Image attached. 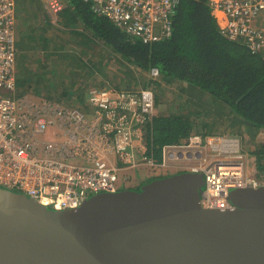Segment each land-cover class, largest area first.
<instances>
[{"label":"built area","instance_id":"1","mask_svg":"<svg viewBox=\"0 0 264 264\" xmlns=\"http://www.w3.org/2000/svg\"><path fill=\"white\" fill-rule=\"evenodd\" d=\"M125 33L156 41L171 34L179 0H84ZM70 0H45L56 22ZM222 34L264 58V0H210ZM17 0H0V184L56 208H74L90 195L117 191L122 170L175 167L205 177L201 202L233 207L231 188L258 186L245 172L240 141L193 133L148 154L144 123L156 115L149 87H91L89 110L28 94L17 96ZM159 78L157 68L149 72ZM50 133L51 138L44 134ZM237 141V146H236ZM211 146L209 156L204 150ZM215 146V147H214ZM121 163V166L119 165ZM126 179V178H125Z\"/></svg>","mask_w":264,"mask_h":264},{"label":"trees","instance_id":"2","mask_svg":"<svg viewBox=\"0 0 264 264\" xmlns=\"http://www.w3.org/2000/svg\"><path fill=\"white\" fill-rule=\"evenodd\" d=\"M29 17L30 12L26 21ZM47 24L50 25V21ZM58 24V38L68 34L67 39L75 42L73 47L68 48L61 42L52 45L45 28L37 34L36 28L28 26L26 29L24 24L21 32H27V39H20L17 45L20 51H34L32 60L36 58L39 63L32 70L35 79H42L44 67H59L62 60L68 65L72 62L73 68L64 70L68 75L71 73V81L66 76L65 83H57L53 88L47 85L42 89L43 94L48 93L46 99L89 110L81 91L84 87L78 82L84 80L87 86L89 80L99 75L108 76L105 71L113 56L127 74L132 67L141 74L153 68L159 70V78L146 79L141 75L139 81L141 87L155 91L156 106L163 101L161 95L167 86L178 85L176 94L182 99L180 109L157 112L146 119L143 126L148 154L157 160L161 158L163 145L187 140L193 133L214 135L231 130L230 133L244 135L243 126L264 130V58L222 34L210 0H179L172 17L171 34L151 42L125 33L84 0H70ZM79 70L81 77H78ZM25 72L24 78H17L16 85L25 83ZM41 82L46 81H38L37 87ZM129 83L108 86L132 91L139 88ZM98 84L93 86L98 87ZM59 85L61 90L55 96L53 92L58 91ZM73 90L76 98L69 100ZM254 154L258 168L264 169V144L257 146Z\"/></svg>","mask_w":264,"mask_h":264},{"label":"water","instance_id":"3","mask_svg":"<svg viewBox=\"0 0 264 264\" xmlns=\"http://www.w3.org/2000/svg\"><path fill=\"white\" fill-rule=\"evenodd\" d=\"M202 173L45 205L0 184V264H264V184L202 204Z\"/></svg>","mask_w":264,"mask_h":264},{"label":"rangeland","instance_id":"4","mask_svg":"<svg viewBox=\"0 0 264 264\" xmlns=\"http://www.w3.org/2000/svg\"><path fill=\"white\" fill-rule=\"evenodd\" d=\"M28 12H30L31 18L29 17L28 20L27 16H28ZM32 13V14H31ZM34 15V16H32ZM16 18L17 20L20 21V23H24V26L26 29H28V26H30L31 28H36L37 30V34H39L40 32H43V29L45 28V32L47 33V35H49L51 37L52 40V45L53 44H59V42H61L62 44H64L66 47L70 48L73 47L75 45V42L73 40V42L71 40H68L67 38L69 37L68 34L62 35V37L58 38V33L57 31H59L58 27H59V19L60 16L58 18V20L56 22L53 21L52 18H50L47 8L45 6V0H19V3L17 4L16 7ZM47 18V21H45V19ZM50 21V25L47 24V22ZM74 28H77V26H74ZM42 29V30H41ZM78 29H80V27H78ZM19 29H18V34H19ZM27 34V32H24ZM64 37L68 40V42H65ZM22 39H27L26 35L23 36H19L17 37V41H16V45H18V41ZM38 45H40L38 43ZM18 47V46H17ZM19 52H17V57H16V75L17 78L21 77L24 78V73H26L25 71H27V79H25V83H21V85L17 84V94H28L31 97L35 98V99H46L47 94H43L42 89L47 88V85L49 86V88H53L54 86H56L57 83L62 84L67 82V77H70V81L72 78L71 73H66L64 70H66L68 67L73 68L71 65L72 62H70V64L68 65V63H66V61L62 60L61 64L59 65V67L57 66H52L49 68L44 67V71H43V75H42V79H38L34 76H32V70L34 68H37L39 66V63L37 61L35 57V53L34 51H20L19 47H18ZM51 49H49L48 52H50ZM71 50V49H70ZM47 52V53H48ZM39 54V53H38ZM60 56V55H59ZM37 57V56H36ZM118 59L116 56H113L112 62H110L109 66L107 67V71L106 74L108 76L105 75H99V77L97 78H93L91 80H89V85L85 86V82L84 80L79 81V85H83L84 90H81L82 93H84L85 95L87 94L88 89H90L91 87H95L93 86L94 83H99L98 87H102V86H108V85H115V84H130L129 82L133 83L132 85L134 86H139V88H142L139 84V81H141V75H143L146 79H148L150 77L149 73H143L141 74L139 71H135V69H132L128 72L123 71L124 67H121L119 65L118 62H116ZM74 60V59H73ZM33 61V62H32ZM72 61V57L71 60ZM31 63H33L31 66ZM62 65V66H61ZM123 68V69H121ZM31 71V72H30ZM71 72V70H70ZM64 75V77H63ZM119 76V77H116ZM78 77H81V72L79 70V74ZM137 77H139L137 79ZM64 78V79H63ZM46 81V82H41L40 85H38V81ZM137 85H136V84ZM36 86V89H35ZM38 88V89H37ZM177 88L178 85L177 84H173L171 86H167V88L165 89V92L161 95L163 98V101H161L159 106H156V113L157 112H173L177 109H180L179 106L181 105L182 99L177 97ZM61 90V86L59 85L58 87V91H54L53 93L56 95H59V92ZM73 94H71L69 100H73L76 98V94H75V90L72 91ZM155 92V91H154ZM42 93V95H41ZM225 125H227V122H225ZM237 130V129H236ZM241 130L243 131L244 135H241L239 133L234 134V133H230L231 130L227 131V133H217L214 134V136L217 137H233L236 138L240 141V153L243 155V163H244V169L246 174L251 178L256 180L258 183L260 184H264V169H259L257 164H256V155L254 154V151L256 150L257 146L259 145H263L264 144V130L262 129H251L248 128L246 126L241 127ZM220 131H224V130H220ZM199 134V133H198ZM202 135V134H201ZM210 136V135H209ZM45 138H51L50 133H46L44 134ZM214 149L209 146V148L204 150L205 154H209V156L213 153ZM263 165H264V159H263ZM121 166V163L119 164ZM182 172V170H180L179 168H175V167H156V168H141V169H129L126 168L124 170H122L121 174H120V184L118 187V190L123 189V188H132V187H138L139 185H142V183H146L151 181L154 178L157 177H162V176H168V175H172L175 173H179ZM125 176H129L132 179L130 181H127L124 179Z\"/></svg>","mask_w":264,"mask_h":264},{"label":"crops","instance_id":"5","mask_svg":"<svg viewBox=\"0 0 264 264\" xmlns=\"http://www.w3.org/2000/svg\"><path fill=\"white\" fill-rule=\"evenodd\" d=\"M19 3V0H17V4ZM24 24V23H23ZM22 23H20V21L19 20H17V36H16V41H17V37H18V35L19 36H23V35H26V33H22L21 32V27H23L22 25H23ZM18 29H19V34H18ZM18 49V48H17ZM160 160H161V158H160ZM160 160H158V161H160ZM141 168H147V167H145V166H142V167H140V168H138V169H141ZM126 178V179H125ZM124 179L125 180H127V181H130L132 178L131 177H129V176H125L124 177ZM143 184V183H142ZM140 186V185H139ZM134 188V187H133Z\"/></svg>","mask_w":264,"mask_h":264},{"label":"bare ground","instance_id":"6","mask_svg":"<svg viewBox=\"0 0 264 264\" xmlns=\"http://www.w3.org/2000/svg\"><path fill=\"white\" fill-rule=\"evenodd\" d=\"M236 146H237V141H236ZM215 147V146H214Z\"/></svg>","mask_w":264,"mask_h":264}]
</instances>
